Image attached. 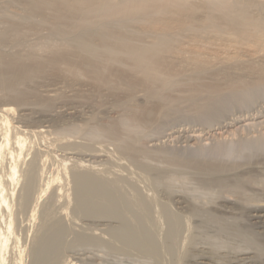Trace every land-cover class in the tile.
Here are the masks:
<instances>
[{
	"label": "bare ground",
	"instance_id": "1",
	"mask_svg": "<svg viewBox=\"0 0 264 264\" xmlns=\"http://www.w3.org/2000/svg\"><path fill=\"white\" fill-rule=\"evenodd\" d=\"M15 1L21 6L12 12L21 18L6 17L0 28V47L22 48L0 51V96L10 101L0 109V264H58L61 259L77 264L69 255L63 261L59 243H67L61 236L84 217L105 227L102 233L97 227L100 233L75 234L79 243L113 244L109 247L149 255L157 264L262 260L264 231L254 232L248 224L245 231L217 214L224 217L231 205L251 209L247 218L264 229V167L254 166V158L264 155V118L237 115L222 122L229 107L236 111L264 98V0ZM76 99L97 111L108 102L121 115L49 112L58 100ZM33 100L45 113L15 122ZM183 118L203 120L207 127L221 121L228 136L212 132L217 138L202 144L197 142L204 130L175 131L184 132L197 152L184 158L163 147L166 142L146 145L147 137ZM77 134L84 142L74 139ZM100 141H109L113 149L100 153L101 145L95 148ZM40 143L48 149L39 150ZM57 149L75 151L57 154ZM115 155L140 170V178L166 186L169 202L154 189L131 186L127 175L112 173V164L98 162L104 157L114 163ZM155 159L165 166L151 164ZM51 160L57 165L49 172ZM182 174L196 175L207 195L187 189L175 194L172 188ZM171 200L188 210L184 219ZM57 212L72 226L62 225ZM202 214V219L216 217L205 222L206 228H218L214 236L208 234L213 238L208 236L204 248L197 246V230L205 227L193 221ZM223 249H229L226 255Z\"/></svg>",
	"mask_w": 264,
	"mask_h": 264
},
{
	"label": "rangeland",
	"instance_id": "2",
	"mask_svg": "<svg viewBox=\"0 0 264 264\" xmlns=\"http://www.w3.org/2000/svg\"><path fill=\"white\" fill-rule=\"evenodd\" d=\"M5 1H7V0H0V25H1V27L0 28H2V27H4V25L5 24H3L4 22H5V20L7 19L6 17H11V18H15V19H18V18H21L20 16H19V14H18V18L16 17V14L15 13H13V12H15V8H14V6L16 5V6H18L19 7V5L21 6V4H20V2H17V1H15V2H13L14 0H9V1H7V2H5ZM4 2V3H3ZM9 2V3H8ZM15 3V4H14ZM18 5H17V4ZM4 5V6H3ZM12 9V10H11ZM13 11V12H12ZM19 13V12H18ZM10 15V16H9ZM2 24H3V26H2ZM3 29V28H2ZM32 39H33V42H34V40H35V42L34 43H37L38 41H40V39L39 38H37V37H31ZM29 39V43H31V44H34V43H32V39ZM38 39V40H37ZM11 44V43H10ZM10 45L9 44H5V45H2L1 47H0V51L2 52V50L1 49H3V52H11V53H20L21 52V50H22V48H20V47H18V46H15L14 44H11V46L9 47ZM19 48H20V50H19ZM0 109L4 106V105H6L7 103H9L10 101L9 100H7V99H3L1 96H0ZM64 101V102H63ZM81 101V102H80ZM2 102V103H1ZM71 103V104H70ZM40 103H36L34 100L33 101H30V102H28V105H25V107H26V111H24V112H19V113H17L15 116L16 117H14V118H16V119H14L15 120V122H17V121H21V120H23V119H28V118H31V117H37V116H39V115H42L43 113H45V112H43V111H46L45 110V108H44V110L42 109L43 107L42 106H40L39 105ZM53 104H55V105H53ZM52 104V107L49 109V112L50 113H52V114H55V115H66V114H80V115H82V116H86V117H88V116H90L93 112H96L97 111V109L95 110L93 107L91 108V106L90 105H88L87 103H84L82 100H67V102L65 101V100H58V103H57V101L56 102H54ZM110 105V103H108L107 102V104H105V106L102 108V109H99V111H97V113L99 112V115L100 116H102V118H111V117H119L120 115H121V112H119V110H113V109H111V105ZM31 106V107H30ZM39 106V107H38ZM71 107V108H70ZM245 107V108H244ZM243 107V109L241 110V109H236V111H231V108L229 107L228 108V111H227V116H226V118H225V120L223 119V121L222 122H224V121H226V122H232V119H234V117H236L237 115L239 116V117H248V116H250L249 114H254V115H259V116H261L262 118H264V98L263 97H261V98H259L256 102H254L253 104H246L245 106ZM66 108V109H65ZM85 108V109H84ZM248 108V109H247ZM230 109V110H229ZM224 112V111H223ZM223 112H219V113H223ZM40 113V114H39ZM84 113V114H83ZM23 114H25V115H28V117H26V118H22V116H23ZM240 114V115H239ZM245 114V115H244ZM234 115V116H233ZM243 117V118H244ZM24 121V120H23ZM70 122H68V125L70 124V125H72V120L70 119L69 120ZM201 121V122H200ZM22 122V121H21ZM221 121H220V124L219 123H215V124H213V126H210V127H207L205 124H204V122H203V120H199V121H197V120H194V119H188V121H187V119H185V118H183V120L181 121H178V122H175V124L173 123V124H170V125H168L163 131H162V133L161 134H158V135H154V137L153 136H151V137H147L146 139H145V143H146V145L147 146H149V147H154L155 145L157 146V145H160V147L161 146H163V144H161V143H165L166 142V144L163 146V147H165V148H167V149H174L175 151H177L178 153H179V155L181 156V157H190V156H193L194 154H197V152H194L192 149H195V148H192L191 147V143L193 142V141H189L188 139H187V135L186 134H184V132L183 133H180V134H183L182 136L180 135H178V133H175L174 134V132L176 131V132H178V131H180L181 132V130L183 131V130H204L203 132L204 133H201L202 134V138L200 139V141H198L197 143H204V144H207V143H210V139L212 138V135H211V133L212 132H214V134H217L218 133V136H221L222 135V137H225L226 135L228 136V133H226V135L224 134L225 133V131H224V129L222 128V126L221 125H223V124H221L222 123ZM188 126V127H187ZM58 127V126H57ZM201 127L203 128V129H201ZM204 127H206L205 129H204ZM56 128V127H55ZM212 128V129H211ZM217 129V130H216ZM171 130V131H170ZM207 130V131H206ZM209 130V131H208ZM170 132V133H169ZM172 132V133H171ZM206 133V134H205ZM223 133V134H222ZM213 134V133H212ZM81 135V136H80ZM166 135V136H165ZM169 135V136H168ZM171 135V136H170ZM173 136V137H172ZM226 136V137H227ZM83 138H85L84 136H83V134H77V135H75V138L74 139H76L77 141H81V139H82V142H84V139ZM172 138V139H171ZM215 138H217V137H215ZM214 137L212 138V139H215ZM175 140V141H174ZM178 140V141H177ZM101 142L102 141H100V142H98V143H96V145H95V148H100V145H101V148L100 149H102V150H104V152L103 151H101L100 153H104V154H108L109 153V150L111 151L112 149H113V147H112V144L110 143V146H109V141H107V142H105L104 141V143H102L101 144ZM168 142V143H167ZM188 142V143H187ZM191 142V143H190ZM105 143H107V145L105 144ZM41 144V145H40ZM40 144H38V146H37V148L39 149V150H47L48 149V147H46L47 146V144L46 143H40ZM189 144V145H188ZM40 145V146H39ZM103 145V146H102ZM104 145H106L105 146V148H104ZM187 147V148H186ZM178 148V149H177ZM107 149H108V151H107ZM185 149H186V151H189V152H187V154H185L186 153V151H185ZM58 150V149H57ZM61 149H59L58 151H57V154H63V153H72L73 151H75V150H69V151H63V149L60 151ZM194 152V153H193ZM181 153L183 154V155H185V156H183V155H181ZM264 154V153H263ZM53 155H55V154H53ZM190 155V156H189ZM201 155H204V154H201ZM202 157V156H201ZM204 157V156H203ZM261 157V158H260ZM114 158H115V160H114ZM263 158V159H262ZM113 160V161H112ZM120 160V161H119ZM122 160H123V162H122ZM124 160L125 159H122L121 157L119 158V155H115V157H112V159H111V161L112 162H114V163H110V159L108 160V159H106V158H102V159H100V160H98V162L100 163H106L107 162V164H112V170L111 171H113L112 173H115V174H122V175H127V177L126 178H128V180H129V182H130V185L131 186H136V187H138L139 189H140V191L142 190L143 192H146V190H148V189H154V190H156V192L158 191V196L159 197H163V199L165 198V201H168L169 202V200L166 198L167 197V195L169 196L170 194L167 192L168 191V189L166 188V186H164V185H160L159 183L158 184H150L147 180H145V179H143L142 177L140 178V176L141 175H139V173L141 174V172H140V170H138L137 171V169H135V167H132V168H134V170H135V172H134V175H133V169H130L129 167H131V166H128L129 165V163L128 162H126L127 160H125V162H124ZM236 160V159H235ZM242 160H243V158H242ZM241 160V158H237V162H241L242 161ZM254 160L256 161V163H255V165L254 166H256V167H258V165H259V163L260 164H262L263 165V167H264V155H257L255 158H254ZM253 160V161H254ZM258 160V161H257ZM54 161V160H53ZM108 161H109V163H108ZM155 162V163H152V162ZM158 161V162H157ZM254 161V162H255ZM151 162V164H153V165H155V166H159V168L161 167H164L165 166V164L163 163L162 164V162L160 161V160H158V159H155V160H152V161H150ZM161 162V163H160ZM47 164H49V165H47V170L48 169H51V170H53L54 168H55V165H57V164H55V161L52 163V160H51V162L49 161ZM51 164V165H50ZM53 164V165H52ZM161 164V165H160ZM262 165H260L259 167H262ZM114 166V167H113ZM128 166V167H127ZM118 168H120V169H118ZM245 167H242L241 168V170L242 169H244ZM128 169V170H127ZM46 170V171H47ZM121 170V171H120ZM126 170V171H125ZM49 171V170H48ZM50 172V171H49ZM125 173H128V174H125ZM132 173V174H131ZM254 174H256V176L257 175H259V176H261L260 174H257V173H260V172H253ZM46 174H49V173H47L46 172ZM46 174L44 175V176H46ZM139 175V176H138ZM47 177V176H46ZM137 177H138V179H137ZM261 178H263L264 179V175H262L261 176ZM138 181H137V180ZM141 179V180H140ZM198 179V177L196 176V175H193V174H188V175H186V174H182V175H178V180H177V182L174 184V186H173V188H172V190H173V192H175V194H180L181 195V193L183 194L184 193V191H185V189H187V190H190L193 194H194V192H195V194H197V195H200V196H202V197H205L206 195H207V193H206V190L205 189H203V188H201L200 186H199V180H197ZM138 182H140V183H138ZM125 183V182H124ZM126 185H128V183H126ZM154 185H155V187H154ZM158 185V186H157ZM141 187V188H140ZM258 187V188H257ZM166 188V189H165ZM254 188L255 189H261V187L260 186H254ZM164 189L166 190V191H164ZM186 192V191H185ZM191 192H189L190 194H191ZM186 194H188V193H186ZM184 195V194H183ZM185 196H187V195H185ZM260 196V195H259ZM188 198H190L189 196H187ZM187 198V199H188ZM191 199V198H190ZM190 199H188V201L190 202ZM187 200H186V204H187V202H188ZM171 202L174 204V202L171 200ZM219 203V201L218 202H216V203H212L213 204V206H212V204H210L211 206L210 207H214L215 208V205L216 206H219L220 204H218ZM218 204V205H217ZM174 207L176 208V209H178L179 211V213L180 214H182V216H183V219L185 218V216H187V211H185V210H183V209H179L178 207H180V206H178V205H175L174 204ZM230 207H231V209H230ZM233 207V208H232ZM243 207H239L238 205L237 206H235V205H231V206H229V207H227L226 208V210H225V214H223V216L224 217H222L220 214H217V215H219L221 218H218V219H221V220H223L224 222H238V223H240V225H241V228L243 229V230H245L246 231V229L244 228L245 227V225L246 224H248L249 225V229L250 230H252V231H254V232H260L261 230L262 231H264V229L262 228V226L261 225H259V224H254L252 221H250L247 217V215H251V209H247V211L244 209ZM185 211V212H184ZM231 211V212H230ZM59 212H57V217H58V219L60 220V221H63V223H62V225L64 224V226H65V224H67V225H69L68 227H71L72 226V223L73 222H70V221H68V223H64V221L66 220L67 221V219L63 216V219H65V220H62L61 219V216L62 215H60V213L58 214ZM243 213V214H242ZM245 213V214H244ZM247 213V214H246ZM242 217H241V216ZM244 215V216H243ZM246 215V216H245ZM250 215H249V217H250ZM55 216V217H56ZM202 216H203V214L200 216V218H198V219H195V217L193 218V221H194V223L195 224H197V225H200L201 226V228H202V226H204L205 228H202L201 230H203L204 231V234H203V232L200 230H197V236L201 239L200 240V244L199 245H197V246H205V244L207 245V246H205V247H209V243H207V238H209L210 236L209 235H212V236H214V234H216L217 233V230H218V228H217V226H213V227H209V228H206V223L205 222H212V221H215V219H216V217H214V216H212V215H210L209 216V218H207V219H205L206 217H204L203 219H202ZM56 217V218H57ZM23 218L26 220L27 218H28V212L26 211L24 214H23ZM86 221H84V220ZM205 219V220H204ZM196 220V221H195ZM80 221H82V223L81 222H78L77 221V223L76 222H74L75 223V225H76V228H75V226H72L73 228L71 229V230H67L66 231V233H64L61 237H62V239H61V241L64 239V241L63 242H65V240L67 239L68 241H69V243H68V241H66L67 243H65L66 244V247L65 246H63V245H65V244H63L62 242H60L59 244L61 245V247H63V249H62V251L64 252H62L61 251V253H63V254H61V256H62V258L64 257L65 259H67L69 256V258H72V259H74L75 261H77V264H157V261L154 259V258H152V257H150L149 255H144L143 253H139V254H137L138 252L136 251L135 253H134V251H132V250H130V251H124L123 249H121L120 247L118 248V246H112V247H114V249L113 248H111V247H109L110 245H113V244H110L109 246H108V244H105L104 245V243L102 244V245H97V243H90V241H86V243H85V241H83V242H78V239H77V237L75 236V234L76 235H79L80 234V232H82L83 234H87L88 232L89 233H96L95 232V230L96 229H94V228H97V230L99 231L100 229L102 230L103 229V227H105V225H103V222H100V221H98V220H96V221H93V225L91 224V221H92V219H87V217H84V218H82V220H80ZM88 222V223H87ZM250 222L252 223V226L250 225ZM27 223V220L25 221V224ZM78 223H79V225H83L84 226V228H83V226H80L79 227V229H78ZM102 223V224H101ZM203 223V224H202ZM205 223V224H204ZM87 224H88V226H87ZM89 224H91L90 226H91V228L92 229H89L90 227H89ZM98 224V225H97ZM202 224V225H201ZM86 225V226H85ZM96 225V226H95ZM99 225L101 226V227H99ZM103 225V226H102ZM212 226V225H211ZM236 226L238 227V224L236 223ZM253 227V228H252ZM80 228H82V231L80 230ZM89 230H88V229ZM79 230V233L76 231L75 233H74V231L75 230ZM93 229H94V231H93ZM261 229V230H260ZM85 230V231H84ZM100 230V231H101ZM88 231V232H87ZM199 231V232H198ZM86 232V233H85ZM200 232H202L201 234H202V236L200 235ZM216 232V233H215ZM81 233V234H82ZM88 233V234H89ZM97 233H100V232H97ZM101 233H102V231H101ZM66 234L67 235H69V236H67V237H65L66 236ZM209 234V235H208ZM72 235V236H71ZM74 235V236H73ZM90 235V234H89ZM105 236V235H104ZM204 236L206 237V238H204ZM209 236V237H208ZM211 236V237H212ZM77 240V241H75V239ZM105 237H107V236H105ZM201 237H203V239H205L204 241H203V239L201 238ZM210 237V238H211ZM213 238V237H212ZM226 240H227V242H234L233 240H229L228 238H225ZM198 242V241H197ZM62 243V244H61ZM72 243V244H71ZM78 245H77V244ZM199 243V242H198ZM197 243V244H198ZM68 244V245H67ZM69 244H71V245H69ZM76 244V245H75ZM96 244V245H95ZM68 246V247H67ZM70 246H72V247H70ZM98 248H97V247ZM103 246V247H102ZM106 246V247H105ZM65 247V248H64ZM77 247H78V249H77ZM69 250H68V249ZM70 248H72V249H70ZM75 248V249H74ZM96 248V249H95ZM204 248V247H203ZM65 249V250H64ZM99 249V250H98ZM117 249V250H116ZM118 249H121V250H118ZM75 250V251H74ZM228 250L229 249H223V251H221V254L222 253H225V252H228ZM78 251V252H77ZM251 251V250H250ZM252 252H253V250H252ZM251 252V253H252ZM67 253V254H66ZM84 253V254H83ZM253 254V253H252ZM64 255V256H63ZM65 255H66V257H65ZM69 255V256H68ZM139 255V256H138ZM141 255V256H140ZM144 255V256H143ZM222 255H226V253L225 254H222ZM64 258H63V261H64ZM80 258V259H79ZM77 259V260H76ZM79 260V261H78ZM224 260L227 262V258L225 257V259L224 258H221V261L222 262H224ZM258 260H260V261H258ZM258 260H255L256 261V263H253V264H264V256H263V258H262V260H261V258L259 259L258 258ZM82 261V262H81ZM86 261V262H85ZM217 261H218V259H217ZM62 259H61V261L59 262L60 264H63V263H66V262H62ZM58 263V264H59ZM246 264H248V263H246Z\"/></svg>",
	"mask_w": 264,
	"mask_h": 264
}]
</instances>
